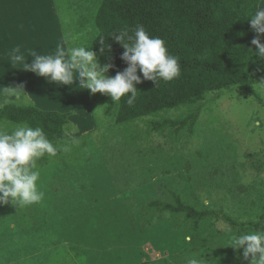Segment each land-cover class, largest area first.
I'll return each mask as SVG.
<instances>
[{"label":"rangeland","instance_id":"rangeland-1","mask_svg":"<svg viewBox=\"0 0 264 264\" xmlns=\"http://www.w3.org/2000/svg\"><path fill=\"white\" fill-rule=\"evenodd\" d=\"M40 2L32 7L37 10L36 17L0 13V80L10 71L26 76L32 94L39 90L36 86L43 77L19 65L12 68L11 49L25 45L41 54L56 30L65 49L89 46L85 28L78 25L86 12L83 0H59V5L54 0L56 9L49 0ZM38 13H52L44 27L56 28L27 37L23 33L33 27ZM30 51L21 52L26 63H31ZM106 75L110 76L109 72ZM262 82L264 76L248 81L257 98L233 88L207 94L193 107L160 114L154 118L159 123L184 119L190 113L196 116L193 131L165 126L161 133L149 130L146 119L115 126L111 98L88 90L95 125L90 132L79 127L86 133L77 137L89 135L82 140L77 158L57 152L39 161V184L45 193L42 203L0 205V264H186L193 255L231 264L240 250L224 248L225 242L230 234L243 232L222 220L200 223L192 231L182 220L175 223L168 215L147 221L144 211L150 199H166L173 191L235 216L241 204L256 201L257 194L264 193ZM56 88L53 94L61 89ZM73 92L80 97L77 90ZM16 101L34 105V99L27 96ZM35 102L66 110L59 102ZM0 126L11 129L6 124ZM140 155L147 164H142ZM149 168L142 178V171ZM177 257L181 259L175 261Z\"/></svg>","mask_w":264,"mask_h":264},{"label":"trees","instance_id":"trees-1","mask_svg":"<svg viewBox=\"0 0 264 264\" xmlns=\"http://www.w3.org/2000/svg\"><path fill=\"white\" fill-rule=\"evenodd\" d=\"M53 4L56 5V0ZM86 6L84 16L78 22L85 28L89 46L99 52L103 37L110 45L104 55L98 58L101 64L111 63L109 75L114 77L127 65L120 59L123 48L114 41L112 34L127 30L132 34L137 25L142 26L151 36L165 41L168 51L178 57L181 74L171 82L143 81L135 87L139 91L132 106L126 104V97L118 103L113 102L115 126H128L135 121L146 119L149 130L162 132L165 126L181 127L193 131L196 116L190 113L184 119H165L162 123L154 120L167 111L199 104L207 94L237 88L257 94L248 86V81L264 76V59L259 58L256 48L251 44L255 33L250 27V16L259 8L261 0H83ZM59 5V0H58ZM56 7V6H55ZM54 7V8H55ZM56 9V8H55ZM264 43V36L260 37ZM250 49V50H249ZM138 75L140 73L138 72ZM8 87L15 89L16 80L11 79ZM17 98L7 97L0 91V124L11 125L22 122L32 127H42L47 137L58 146L59 155L76 159L89 134L71 137L65 126L68 113L42 111L32 104H17ZM92 102V99H89ZM92 105V104H91ZM190 120V124H187ZM67 151H64V148ZM143 155L140 161L143 165ZM151 168L142 171V178ZM242 209L235 216L217 211L209 205L193 202L181 193L169 191L168 198H152L144 211L145 220L156 215H168L173 222L196 231L200 223L224 221L240 232L248 233L264 230V193H258L256 201L248 200L241 204ZM231 264H242L237 257ZM177 260L175 261H178ZM243 264H247L244 261Z\"/></svg>","mask_w":264,"mask_h":264},{"label":"clouds","instance_id":"clouds-1","mask_svg":"<svg viewBox=\"0 0 264 264\" xmlns=\"http://www.w3.org/2000/svg\"><path fill=\"white\" fill-rule=\"evenodd\" d=\"M249 23L255 33L251 41L257 50L255 55L264 59V43L260 39L264 36V7L257 8L250 16ZM110 37L123 48L120 59L127 65L114 77L106 75L113 64H101L98 58L104 55L105 49L110 51V45L105 43L103 37L99 38L101 48L98 53L92 50V46L65 49L63 45H58L55 54L42 55L30 51L28 55L31 63H26L24 54L17 46L8 53L9 65L14 69L19 65L22 70L58 86H72L78 82L92 94L109 96L114 104L126 97L128 106L136 101L139 91L135 86L142 83V80L152 81L157 86L159 81L171 82L180 76L178 57L168 51L163 39L151 36L142 26L137 25L132 34L123 30ZM259 85L264 88V82ZM23 88V85L15 89L2 87L0 91L7 97L18 99L26 96ZM58 150V146L48 139L40 126L32 127L26 122L11 125L10 130L0 126V205L21 207L42 203L45 193L39 184V161L56 156ZM63 150L68 149L65 147ZM226 231L231 233L230 228ZM228 247L234 252L243 249L242 255L237 257L242 264L244 261L247 264H264V230L230 234L224 248ZM204 257L193 255L187 259L186 264H219V258L205 260Z\"/></svg>","mask_w":264,"mask_h":264},{"label":"crops","instance_id":"crops-1","mask_svg":"<svg viewBox=\"0 0 264 264\" xmlns=\"http://www.w3.org/2000/svg\"><path fill=\"white\" fill-rule=\"evenodd\" d=\"M53 6L54 4L52 0H49ZM262 0L260 1V3ZM41 2L40 0H0V13H23L28 14L29 18L30 16L34 15L36 17L37 10H35L34 7L35 4L39 5ZM260 5V4H259ZM260 8V7H259ZM55 12V11H54ZM30 13L32 15H30ZM38 20H36L35 24H32V28L28 29L27 33L26 31L23 33L27 35V37H30L33 33L40 32L45 35V33H51L54 28L53 26L44 27V24L46 22V18H52V13H38ZM31 32L29 33V31ZM59 30H56L55 34L53 36H50L48 39V48L42 51V55H50L55 54V50L58 45H63L62 39L60 37ZM21 46V45H20ZM64 46V45H63ZM21 52L24 50L25 53L27 51H30L31 49H27L25 45H22L20 48ZM40 54V53H39ZM11 72V71H10ZM8 72L6 76V79L3 81L0 80V90H2V87H8L9 85L7 82L11 83V79L14 78L16 80L17 86L23 85V91L24 94H26L27 98H29L31 101L34 99V107L38 108L42 111H54V112H67L68 117V124L65 126V130L68 135L71 137H77L80 134L86 133L79 131V127L88 129L87 132H90L94 129L95 122H93V113L91 112V104L90 100L88 98V90L83 88L81 85L78 84V82L74 83L71 86H60L61 89H58L56 93L53 94V89L56 88V84L54 83H48L45 78H41L39 81V84L36 86L39 88L38 91H34L32 94V89H28L31 86V83L26 80V76H21L19 73L15 72ZM9 83V84H10ZM67 87V88H66ZM70 88V89H69ZM68 89V90H67ZM73 89L77 90L80 97L75 96V93L73 92ZM72 91V93L70 92ZM79 98V99H78ZM36 100H42L44 102L54 103L59 102L62 107L66 108V110H55L53 108H48L46 105H40L37 104ZM89 100V101H88ZM75 123V124H74ZM72 128H74L75 132H72Z\"/></svg>","mask_w":264,"mask_h":264},{"label":"bare ground","instance_id":"bare-ground-1","mask_svg":"<svg viewBox=\"0 0 264 264\" xmlns=\"http://www.w3.org/2000/svg\"><path fill=\"white\" fill-rule=\"evenodd\" d=\"M263 4H264V0H262V6H263ZM262 6H261V7H262ZM259 7H260V5H259Z\"/></svg>","mask_w":264,"mask_h":264}]
</instances>
